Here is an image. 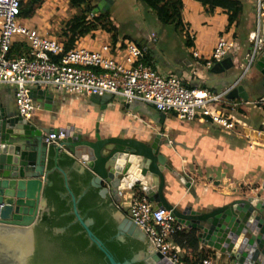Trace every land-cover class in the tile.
<instances>
[{"label": "crops", "instance_id": "obj_1", "mask_svg": "<svg viewBox=\"0 0 264 264\" xmlns=\"http://www.w3.org/2000/svg\"><path fill=\"white\" fill-rule=\"evenodd\" d=\"M96 1H93L97 5L96 11L102 12H109L112 3L116 2ZM237 1L241 2V11L230 25V12L225 8L217 7L214 11H209L207 6L195 0H183L179 27L174 21L164 23L146 6L164 27L158 34L156 30L136 22L131 28V39L145 52L144 62L153 66L160 74L176 76L188 87L222 91L229 88L241 74L251 48L250 34L256 24L257 0ZM65 8L58 19L51 17L48 12H39L34 20L27 17L24 19L30 25H27L28 28L44 26L47 34H55L61 40L62 28L75 16L71 17L68 8ZM109 18L117 29V35L97 29L90 33L94 40L88 42L86 39L83 47L95 51L103 44H113L127 38L128 35L118 29L110 14ZM168 25L171 28H165ZM152 35L154 39L151 38ZM221 37L237 40L238 49L223 60L224 67L220 63H213L209 67L207 62L211 61ZM100 39L101 42L98 41ZM79 41L80 39L76 43L79 44ZM17 43H25L28 47L25 38L21 36L14 39L13 45ZM151 43H158L157 48ZM258 75V71L251 66L240 83L245 90L251 92L247 100L241 97L227 98L228 103H239L235 112L222 107V114L235 121L233 129L212 124L202 117L192 121L181 120L172 113L159 117L155 108L141 103L129 104L112 98L95 104L91 102V96L54 90H49L52 95L49 103L39 96L33 97L34 110L30 120L45 130H68L71 136L81 134L91 141L96 140V130L101 139L134 138L150 144L155 136L160 135L163 142L161 152L167 161L170 160L174 169L173 172L164 170L167 182L165 199L179 210L191 207L195 211L208 213L247 196L264 200V135L257 137L252 131L264 132V111L246 104L264 97L254 94L255 91L250 88ZM0 108L6 113H17L13 87L0 86ZM61 151L66 153L65 150ZM78 166L85 167L81 162H78ZM85 169L92 174L87 167ZM177 174L184 176V182L179 180ZM136 193L143 194L139 190L128 191L126 194L124 192L119 204L118 208L127 216L131 197ZM108 198L112 203L113 197L109 194ZM174 245L181 251L182 257L191 254L186 248L179 247L176 243ZM198 247V252L211 251L213 253L210 256L218 258L216 250L201 242ZM223 260V264H227L226 259Z\"/></svg>", "mask_w": 264, "mask_h": 264}, {"label": "water", "instance_id": "obj_2", "mask_svg": "<svg viewBox=\"0 0 264 264\" xmlns=\"http://www.w3.org/2000/svg\"><path fill=\"white\" fill-rule=\"evenodd\" d=\"M261 34V47L252 64L259 75L250 87L257 95H264V23ZM220 66H225L223 61ZM250 93L243 85H238L228 98L247 100ZM38 96L46 103L52 99L49 90L35 89L32 97ZM112 98L108 94L94 95L90 100L99 104ZM164 115L159 112V117ZM62 131L66 132V137L54 147L44 141L45 134L52 130L38 127L18 112L6 113L0 108V264H29L35 249V227L43 213L50 210L44 189L51 185L48 176L53 170L59 171L64 178L74 221L80 223L90 243L97 246L109 264H173L153 248L145 230L118 208L124 192L132 190L143 192L154 203L155 209H167L177 222L195 230L199 242L220 253L228 264H264V200L247 196L208 213L191 207L179 210L164 196L167 183L164 170L173 172L174 169L161 152L160 135L150 144L134 138L101 139L98 130L95 141L85 139L81 134L71 136L68 130ZM61 146L77 159L73 160L71 170L82 174L86 173L87 167L92 172L90 186L99 189V195L105 201H110L109 194L113 197L110 204L115 207L112 217L117 222L116 238L139 240L147 245L146 249L119 262L94 234L91 230L94 220L81 215L77 205L80 197L75 196L69 186V171L59 165L66 154L61 151ZM50 160L53 161L51 170ZM78 162L85 167H79ZM177 175L184 182V176ZM65 229L58 228L55 232L62 233Z\"/></svg>", "mask_w": 264, "mask_h": 264}, {"label": "built area", "instance_id": "obj_3", "mask_svg": "<svg viewBox=\"0 0 264 264\" xmlns=\"http://www.w3.org/2000/svg\"><path fill=\"white\" fill-rule=\"evenodd\" d=\"M26 1L0 0V86L13 87L17 112L23 118L30 119L32 116V91L39 88L86 96L108 94L129 104L141 103L164 114H175L181 120L192 121L202 117L223 128H234L235 121L223 115L221 110L225 106L230 112H235L239 107V103H228L227 98L240 85L260 50L264 0L256 1V24L250 34L251 48L245 66L237 80L219 92L206 87H188L176 76L160 74L144 62L145 52L126 39L103 44L95 51L78 46V43L65 50L60 39L16 22ZM93 17L92 12L88 19ZM18 36L28 43L27 54H11L14 39ZM151 38L154 39V35ZM238 46L237 40L221 37L207 65L210 67L213 63L222 62L235 53ZM246 104L264 111V97ZM252 131L257 137L264 135L260 130ZM65 137L66 132L63 131L48 132L44 141L58 146ZM61 150L76 159L63 146ZM154 206L145 194L136 193L131 197L128 216L145 230L156 251L173 264H189L172 241L174 234L185 230L186 226L177 222L167 209H155ZM218 254V258L205 257L195 264H223L224 257Z\"/></svg>", "mask_w": 264, "mask_h": 264}, {"label": "trees", "instance_id": "obj_4", "mask_svg": "<svg viewBox=\"0 0 264 264\" xmlns=\"http://www.w3.org/2000/svg\"><path fill=\"white\" fill-rule=\"evenodd\" d=\"M42 0H28L21 7V15L29 16L34 11V6ZM150 8L156 16L168 23L174 21L179 27L183 7V0H140ZM207 6L209 11L215 8H225L229 14V25L233 23L240 11L241 2L237 0H195ZM73 7L81 8L80 13L67 21L62 28V39L65 50H69L82 37L97 29H103L113 35H117L115 25L110 21L109 12L96 15L97 5L93 0H69ZM94 13L92 19H88L90 13ZM28 44V43H27ZM28 53L25 43H17L11 48L12 55ZM74 161L70 156L63 154L59 165L68 172L69 186L75 196L80 197L78 209L82 216L94 220L91 230L101 239L115 259L123 262L131 259L140 250L146 249L147 245L139 240L126 237L125 241L116 238L117 222L112 217L115 207L110 201L103 200L99 195V189L91 187L92 174L90 172L79 173L71 170ZM53 168L50 160L49 169ZM51 185L44 189V195L48 200L49 211L44 212L41 220L35 227L36 247L30 264H109L105 255L91 244L86 232L79 222H75L72 213L70 196L62 174L53 170L49 173ZM85 191V192H84ZM84 192V193H83ZM66 228L62 233H56L55 229ZM172 240L179 247L186 248L191 252L183 259L189 264H195L199 260L209 257L213 252H198L199 240L195 230L177 231ZM133 264H142L141 262Z\"/></svg>", "mask_w": 264, "mask_h": 264}, {"label": "rangeland", "instance_id": "obj_5", "mask_svg": "<svg viewBox=\"0 0 264 264\" xmlns=\"http://www.w3.org/2000/svg\"><path fill=\"white\" fill-rule=\"evenodd\" d=\"M93 1L97 2L96 0H93ZM65 7L68 8L69 13L71 14V17H72L73 15H78L80 13V10L84 6L81 8L73 7L70 5L69 0L67 2H65L64 0H42L40 3L34 6V11L29 16H24V17L20 16L21 18H18L16 22L26 27L28 26L30 27L29 23L27 21L25 22L24 18L27 17V19L34 20L36 17H38L39 12H42V13L48 12L49 14H51V17L55 16L56 19H58V18H61V15H62L61 12L63 11V9L66 10ZM99 13H101V10H97L95 14L98 15ZM109 14L111 18L113 19L114 23L117 25L118 29L121 32L126 33V35H128L126 36L127 37L126 41H130L136 45L138 44L133 39H131L132 38L131 36L133 35V33L131 32V28L133 27L134 23L139 22L146 28L149 27V28L156 30L158 34L160 33L161 28L164 27L163 25L159 24L156 16L153 13H151L146 7V5L140 0L138 1L136 0H116V2L112 3L111 8L109 10ZM23 22H25L26 25ZM165 28L169 29L171 28V26L168 25V26H165ZM35 29H37L40 33L45 32L44 26L39 27L38 25V27ZM50 36L51 38L59 40V37H57V35L55 34L50 35ZM86 39L88 42H91L94 40L92 38V35L89 33L87 34V37L86 35L82 36L80 38L79 44L77 45L78 46L86 45ZM98 41L101 42V39ZM139 43H143V42L139 41ZM151 45L154 48H157L158 43L157 44L151 43ZM157 118H158V113H157Z\"/></svg>", "mask_w": 264, "mask_h": 264}, {"label": "flooded vegetation", "instance_id": "obj_6", "mask_svg": "<svg viewBox=\"0 0 264 264\" xmlns=\"http://www.w3.org/2000/svg\"><path fill=\"white\" fill-rule=\"evenodd\" d=\"M35 247H36V238H35ZM34 251H35V249H34ZM34 254V253H33ZM33 254H32V256H33ZM31 256V257H32ZM31 257H30V259H31ZM30 259H29V264H30Z\"/></svg>", "mask_w": 264, "mask_h": 264}]
</instances>
